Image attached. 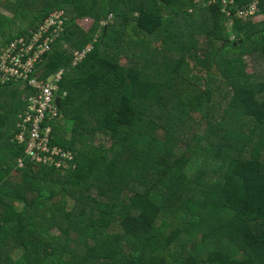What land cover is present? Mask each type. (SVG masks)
<instances>
[{"label": "trees", "instance_id": "obj_1", "mask_svg": "<svg viewBox=\"0 0 264 264\" xmlns=\"http://www.w3.org/2000/svg\"><path fill=\"white\" fill-rule=\"evenodd\" d=\"M211 1L10 5L12 18L27 22L15 33L0 28L7 42L51 12L65 13L64 32L41 67L42 78L69 69L52 144L72 159L68 167H45L26 157L12 139L29 89L0 84V264H264V67L248 71V61H264V0L263 20L233 17L231 26ZM250 1L237 0L232 10ZM78 19L91 25L83 30ZM207 38L216 46L207 50ZM89 43L72 67L73 54ZM189 57L204 88L187 73ZM216 89L228 97L221 120ZM192 110L212 137L182 139ZM160 112L181 124L165 127L164 140ZM205 161L218 174L208 175Z\"/></svg>", "mask_w": 264, "mask_h": 264}, {"label": "built area", "instance_id": "obj_2", "mask_svg": "<svg viewBox=\"0 0 264 264\" xmlns=\"http://www.w3.org/2000/svg\"><path fill=\"white\" fill-rule=\"evenodd\" d=\"M237 0H216L222 13L232 24V18L242 21H259L262 18L260 0H251L237 9ZM235 15L232 12H235ZM65 13L62 9L51 12L41 24L28 30L23 36L7 42L0 37V84L22 85L29 89L24 94L26 105L18 115L17 132L13 142L25 147V155L35 164L49 167L69 166L70 152L52 144L54 122L59 120L61 82L69 69L60 68L55 74L42 78L41 67L52 52L53 44L64 32ZM91 46L73 54L72 67L82 63ZM66 92H64V95ZM62 100V98H61ZM20 167L23 166L21 161Z\"/></svg>", "mask_w": 264, "mask_h": 264}, {"label": "rangeland", "instance_id": "obj_3", "mask_svg": "<svg viewBox=\"0 0 264 264\" xmlns=\"http://www.w3.org/2000/svg\"><path fill=\"white\" fill-rule=\"evenodd\" d=\"M17 0H0V28H4L5 29V32L8 33V32H11V33H15V32H18L20 29H22L23 27L26 26V22L27 20L25 19H21L20 17H17V18H12V13L9 11V7L10 5H13L16 3ZM198 2V4H200V0H196ZM211 4H215V1H211ZM4 19H5V23H4ZM257 20H263V17L262 18H259ZM255 22V21H253ZM228 25L231 26V23L228 22ZM75 24L83 29V30H86L88 29V27L91 25V21H89V19H78L77 21H75ZM101 25H104V23L102 22ZM200 39L202 40V38H198V42L200 41ZM93 40V39H92ZM95 41H98V38L95 37V39L93 40V42ZM209 39L207 38L206 40V48L207 50L209 48H212L213 46H216V44H214L213 46L209 45ZM152 46L154 47H160L161 44L160 42L158 41H153L152 43H150ZM89 46H93V43H89L88 45H86V48L89 47ZM178 55L177 57L175 58H178L179 57V53L177 52H172V56L173 55ZM249 58H247V61H248ZM124 61V60H122ZM189 70H188V74L192 77H198L200 81V84H201V87L204 88L205 87V82L202 80V78L200 77V72L198 71V68L197 65H196V62L195 60L191 59L189 57ZM249 65H248V71L250 73L254 72V73H261L262 72V68L264 67V61H261L259 60L258 58L255 59V60H252V61H248ZM162 68V67H160ZM59 70V69H58ZM57 70V71H58ZM56 71V72H57ZM56 72H54L53 74H55ZM52 74V75H53ZM213 74L215 75L216 77V73L215 71L213 70ZM158 78V77H157ZM159 79V78H158ZM196 81H198L197 79H195ZM215 82L216 84L218 83V80L215 79ZM187 83L185 82L184 84L182 85H186ZM177 92H178V96H181L184 94V92L182 91V88L178 86L177 88ZM213 100H212V103L213 104H216L217 106H219V108H217V112L214 111V115L218 117H222L223 114H224V106H226V97H223V92L220 90V89H216L214 92H213ZM225 98V99H224ZM211 109H216L214 107H211ZM188 116L187 115H184V126L181 127L180 130H182L184 132V135H182V139L184 138H188V139H192L193 137L195 136H204V137H212V135L210 134H206L205 130L207 128V124L205 121H200L201 120V114L198 113L197 111H194L192 110L191 112H188ZM62 119V115L60 113V117H59V120ZM63 120V119H62ZM218 120H221V118H219ZM64 122V121H63ZM156 123L159 124L161 126V128L159 129V131L157 133H159V137L164 140L166 138L165 136V127L167 126H170L172 125V130L174 131V129H177V127H179L181 124L179 123H176V124H173L172 121H170L169 118H167V113H163V112H160L158 114V116L156 117ZM250 123V121H247V124ZM72 128V122L69 124V126L67 127V130H69L67 133V138L68 139H71L72 136L74 135L73 132L74 130L71 129ZM241 132L243 133H247L245 131V128L244 127H241ZM105 146H108L110 145V142L111 140L110 139H103L102 141ZM95 144H99V139L97 137L96 141H95ZM182 148L185 149V145L182 144L181 145ZM177 152V151H176ZM181 153L177 152V155H180ZM206 162V161H205ZM207 165H208V169H204L205 172H207L208 175H213L215 172L218 174L217 172V165H212V164H209L208 162H206ZM194 165H196L198 167V171L200 170H203V167L199 168V165L197 163H194ZM202 175H205L204 173H200ZM56 233V232H54Z\"/></svg>", "mask_w": 264, "mask_h": 264}, {"label": "water", "instance_id": "obj_4", "mask_svg": "<svg viewBox=\"0 0 264 264\" xmlns=\"http://www.w3.org/2000/svg\"><path fill=\"white\" fill-rule=\"evenodd\" d=\"M56 104L58 105V107H61V98L60 97H58L56 99Z\"/></svg>", "mask_w": 264, "mask_h": 264}, {"label": "clouds", "instance_id": "obj_5", "mask_svg": "<svg viewBox=\"0 0 264 264\" xmlns=\"http://www.w3.org/2000/svg\"><path fill=\"white\" fill-rule=\"evenodd\" d=\"M259 21H261V20H259ZM93 47V46H92ZM92 49V48H91ZM14 138V137H13Z\"/></svg>", "mask_w": 264, "mask_h": 264}]
</instances>
